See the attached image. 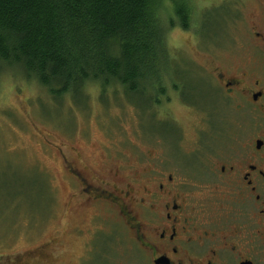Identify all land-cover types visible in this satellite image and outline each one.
<instances>
[{
	"label": "rangeland",
	"instance_id": "rangeland-1",
	"mask_svg": "<svg viewBox=\"0 0 264 264\" xmlns=\"http://www.w3.org/2000/svg\"><path fill=\"white\" fill-rule=\"evenodd\" d=\"M161 2L156 10L168 20L171 67L185 73L182 84L171 73L169 78L189 100L208 105L215 93L205 92L201 77H209L210 64L234 63L248 53L246 20L256 0ZM181 3L189 11L186 27L175 14ZM175 85L160 87L153 103L146 93L121 86L102 95L93 84L87 86L88 97L78 93L55 100L34 80L3 74L0 264L17 258L19 264H136L141 252L127 219L109 201L90 204L76 196L68 165H77L85 176L95 172L96 180L110 179L116 168L130 173L145 159L153 137L168 144L175 158L176 135L180 132L181 146L189 144L197 124L193 107L180 101ZM165 115L171 123L159 119Z\"/></svg>",
	"mask_w": 264,
	"mask_h": 264
},
{
	"label": "flooded vegetation",
	"instance_id": "flooded-vegetation-1",
	"mask_svg": "<svg viewBox=\"0 0 264 264\" xmlns=\"http://www.w3.org/2000/svg\"><path fill=\"white\" fill-rule=\"evenodd\" d=\"M251 9L248 53L210 64L201 77L205 92L215 93L210 104L189 100L175 81L197 117L189 144L176 135L175 158L153 137L130 173L116 168L96 180L68 165L76 196L109 201L127 219L141 252L136 264H264V0Z\"/></svg>",
	"mask_w": 264,
	"mask_h": 264
},
{
	"label": "trees",
	"instance_id": "trees-1",
	"mask_svg": "<svg viewBox=\"0 0 264 264\" xmlns=\"http://www.w3.org/2000/svg\"><path fill=\"white\" fill-rule=\"evenodd\" d=\"M161 1L0 0V79L9 72L34 80L55 100L88 97L93 84L102 95L121 86L153 103L160 87L185 77L171 67L168 20L156 10ZM184 5L175 14L186 27Z\"/></svg>",
	"mask_w": 264,
	"mask_h": 264
}]
</instances>
